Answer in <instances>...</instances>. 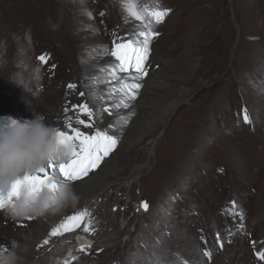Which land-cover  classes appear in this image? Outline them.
I'll list each match as a JSON object with an SVG mask.
<instances>
[{"label":"rangeland","instance_id":"374dc122","mask_svg":"<svg viewBox=\"0 0 264 264\" xmlns=\"http://www.w3.org/2000/svg\"><path fill=\"white\" fill-rule=\"evenodd\" d=\"M132 2L143 21L126 0H0V124L42 114L68 135L121 129L117 147L87 177L53 174L76 192L74 206L20 222L0 209V248L20 240L29 248L23 264L52 262L59 241L81 233L94 247L68 264H264V0ZM165 9L159 24L145 11ZM145 25L158 33L148 75L132 106L116 109L135 72L113 79L98 69L118 65L115 43L138 46ZM85 103L91 119L72 107ZM115 116L128 122L114 125ZM87 178L99 184L89 196L79 185ZM82 213L36 259L45 237Z\"/></svg>","mask_w":264,"mask_h":264},{"label":"clouds","instance_id":"9594fccd","mask_svg":"<svg viewBox=\"0 0 264 264\" xmlns=\"http://www.w3.org/2000/svg\"><path fill=\"white\" fill-rule=\"evenodd\" d=\"M58 131L42 114L30 121L8 118L0 124V197L6 201L5 214L12 221L55 216L78 202L70 186H59L53 178L39 186L25 183L8 200L24 177L38 176L41 170L65 165L71 159V149L60 142ZM28 251L26 243L12 239L9 247L0 248V264H23Z\"/></svg>","mask_w":264,"mask_h":264},{"label":"snow or ice","instance_id":"6c2138e0","mask_svg":"<svg viewBox=\"0 0 264 264\" xmlns=\"http://www.w3.org/2000/svg\"><path fill=\"white\" fill-rule=\"evenodd\" d=\"M127 10L137 21H143V13L137 9L135 3L132 0H126ZM148 14L153 17L155 23L159 24L163 22V19L168 14V10H158V11H148ZM147 30H141L138 32V36L143 39L139 41L137 46V41L135 40H121L120 43H115V48L110 52L112 57H115L116 61H119L118 65L111 66L110 68H100L98 71H109L113 79H122L116 76V72L127 73L129 69H133L135 75L131 76L130 79L133 81L131 83L122 82L120 91L122 92L121 99L118 103L114 104L113 107L116 109L119 108H129L132 106L133 101L139 95V89L143 87V84L139 81L148 75L146 68V62L150 53V42L151 40L158 35V33L152 31L151 27L148 25L144 26ZM41 61L46 62V58L41 56L39 58ZM69 89H75V84L67 85ZM80 96H83L84 93H79ZM74 109L78 108L80 113L87 116L91 119L94 115L91 108L88 104L73 105ZM68 111V109H65ZM104 111H109L105 108ZM111 115L112 113L109 112ZM130 115H135L133 111ZM70 119V118H69ZM244 121H249V116L247 112L244 115ZM118 122L126 124L127 118L124 116L118 117ZM77 123L84 125L85 128H91V123H86L83 119H78ZM71 127V125H69ZM121 129L117 128L116 132L112 135H109L107 131H96L95 134L90 135L80 131L77 128H72L74 135H68L65 131H58L60 136V142L65 146L70 147L71 149V161L65 165L59 167L52 165L49 169L41 170V174L38 176H26L24 179L14 188L13 193L9 196L8 200L10 201L13 196L18 194L19 188L27 183L33 186H39L44 184L47 180L52 178L53 174L58 172L62 174L63 177L70 181H79L82 178L87 177L89 172L96 169L102 162L104 157H107L118 145L119 139L118 134ZM78 142V143H77ZM51 170V171H50ZM6 207V201L0 197V209ZM142 207L145 211L148 209V204L143 203ZM84 214L73 215L68 217V219L60 225L59 228L52 231V235L56 236L57 234L72 230L79 226L81 220L83 219ZM87 230V229H86ZM47 243V241H45ZM222 247V245H221ZM206 256H209L210 253H205ZM264 259V256L261 257Z\"/></svg>","mask_w":264,"mask_h":264},{"label":"bare ground","instance_id":"6f19581e","mask_svg":"<svg viewBox=\"0 0 264 264\" xmlns=\"http://www.w3.org/2000/svg\"><path fill=\"white\" fill-rule=\"evenodd\" d=\"M111 65H112V61L110 60L107 64H105L104 66H105V68L107 67V68H110L111 67ZM122 78V77H121ZM152 92V91H151ZM178 103L179 102H174V104L173 105H171V106H169V111H168V114H171L172 112H173V110L175 109V107L176 106H178ZM146 112V111H145ZM147 113V112H146ZM146 113H144V115L146 114ZM143 116V115H142ZM117 117L115 116L114 118H113V120H112V122L114 123V125L117 123ZM116 173V172H115ZM118 173V172H117ZM116 173V174H117ZM116 174H112V175H110L108 178L109 179H113V177H115L116 176ZM118 175V174H117ZM79 185L81 186V188H82V190H83V192H85V196H89L90 194H92V192H94V190L97 188V186L99 185V184H97L96 182H93L92 180H88V178L87 179H85V180H83V181H81L80 183H79ZM101 211V210H100ZM95 215H97V214H95ZM85 216V215H84ZM59 217V216H58ZM57 218V217H56ZM55 218V219H56ZM84 219H86V217H84ZM58 220H61V216H60V218L58 219ZM91 221H92V219H91ZM90 221V222H91ZM55 222H57L56 220H54V218L53 219H51L50 220V224H49V226H52ZM89 222V221H88ZM56 226H57V224H56ZM60 227V226H59ZM55 229H56V227H55ZM84 229V228H83ZM50 230V229H49ZM79 230V229H78ZM79 232V231H78ZM82 232V231H81ZM86 232V231H85ZM8 235V234H7ZM43 235H35V239L36 240H39L41 237H42ZM60 236L61 235H56V236H53V235H51V236H46L45 237V239H44V241H42L41 243H40V247H42V246H45V248L44 249H37L36 251H35V253L33 252V255H35V256H37V258L36 259H38L42 254V252H45L46 251V249L48 248L47 246H49V245H52L54 242H56V241H58V239H60ZM66 236H68V235H66ZM76 236H82V237H84V238H88L89 239V236H87V235H83V234H81V233H78V234H76V235H74V237L73 238H68L67 240H62V241H59V249L57 250V253H56V255L54 256V259H53V261L51 262L50 261V259L49 260H47V261H43V263H41V264H65V261H67V264H68V261H69V258H71L72 256H74V254L76 253V252H78L79 251V249H76V241H75V237ZM10 237V236H9ZM90 240L92 241V238H90ZM45 241H47V243H45ZM37 243V242H36ZM62 243L64 244V245H62ZM73 245V246H72ZM92 247H94V244H93V246ZM92 247H89V248H92ZM62 248H68V250H66L65 252L67 253L68 251H71V257H68L67 258V260L65 259V257H66V255H65V253H64V256L62 255V256H60L61 255V252H59V250H61ZM89 248H86V249H89ZM81 252V251H80ZM83 252V251H82ZM26 256V255H25ZM35 256H34V258H35ZM57 258H59L57 261H56V259ZM36 261L34 260V261H32V264H36L35 263ZM51 262V263H50Z\"/></svg>","mask_w":264,"mask_h":264},{"label":"water","instance_id":"95a60500","mask_svg":"<svg viewBox=\"0 0 264 264\" xmlns=\"http://www.w3.org/2000/svg\"><path fill=\"white\" fill-rule=\"evenodd\" d=\"M75 241H76V249L79 250L92 247L94 244V241H91L90 239L84 238L82 236H76ZM68 257H71V251H68L66 253V260Z\"/></svg>","mask_w":264,"mask_h":264}]
</instances>
